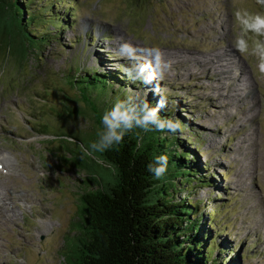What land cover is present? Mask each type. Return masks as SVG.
<instances>
[{"label": "rangeland", "instance_id": "rangeland-1", "mask_svg": "<svg viewBox=\"0 0 264 264\" xmlns=\"http://www.w3.org/2000/svg\"><path fill=\"white\" fill-rule=\"evenodd\" d=\"M51 2H60L56 11L70 24L48 26L56 39L41 60L31 54L27 61L17 52L8 62L0 51V191L11 196L4 200L8 214H0V264H65L80 232V196L90 185L68 149L81 152L95 138L84 133L92 123L72 117L78 105L63 75L71 66L104 69L101 52L127 71L133 50L143 62L150 58L140 54L153 47L161 50L165 69L147 93L158 85V97L178 101L188 124L179 137L215 178L194 200L208 206L221 242L236 247V264H264V0ZM37 3V9L44 5ZM123 44L138 49L122 54ZM219 51L245 69L236 86L206 63ZM245 88L251 98L242 95ZM3 158L14 160L12 168H1Z\"/></svg>", "mask_w": 264, "mask_h": 264}, {"label": "trees", "instance_id": "trees-1", "mask_svg": "<svg viewBox=\"0 0 264 264\" xmlns=\"http://www.w3.org/2000/svg\"><path fill=\"white\" fill-rule=\"evenodd\" d=\"M39 1L44 5L37 9V0H0V51L6 52V61L17 52L27 61L31 54L41 60L39 54L56 39L48 26H69L68 19H61L56 11L60 2L52 5V0ZM97 58L104 69L71 66L63 75L74 92L76 103H72L78 105L72 117L83 116L92 123L90 132L84 133L95 139L103 112L117 97L123 99L139 87L150 105L155 106L160 99L147 93L148 85L130 79L123 65L113 66L102 52ZM166 100L167 106L159 115L179 119L181 131L172 134L134 129L120 144L87 159L81 158V152L68 149L71 163L88 172L84 182L90 186L80 196L83 219L65 264H236L232 257L236 247L226 240L221 242L223 233L214 229L219 225L217 220L212 215L207 217L208 206L203 200H194L199 190L215 185V178L208 166L198 163L197 152L179 137L188 124L180 116L178 101L167 96ZM161 154L167 155L168 167L160 179H155L148 165Z\"/></svg>", "mask_w": 264, "mask_h": 264}, {"label": "clouds", "instance_id": "clouds-1", "mask_svg": "<svg viewBox=\"0 0 264 264\" xmlns=\"http://www.w3.org/2000/svg\"><path fill=\"white\" fill-rule=\"evenodd\" d=\"M133 46L130 44L121 45L122 54H126L127 49ZM150 59L141 62L137 58L135 50L128 58L131 63L127 69L130 79L140 81L145 86L152 84L157 78L163 77L165 62L163 54L157 47L143 50L141 53ZM153 94L159 95V86L152 89ZM167 106L166 97L160 96L155 106L150 105L146 96H142L139 91L131 92L125 98L117 97L113 105L106 109L101 116V127L96 130V139L87 146L81 145V158L91 157L94 153H103L114 146L120 144L125 135L134 129H140L143 132L149 131H168L175 134L182 130L179 119L162 118L160 110ZM69 126L72 122L69 121ZM138 140H142L140 133H137ZM64 139L69 143H75L72 137L67 136ZM167 155H157L148 165V171L153 174L155 179H160L167 171Z\"/></svg>", "mask_w": 264, "mask_h": 264}, {"label": "bare ground", "instance_id": "bare-ground-1", "mask_svg": "<svg viewBox=\"0 0 264 264\" xmlns=\"http://www.w3.org/2000/svg\"><path fill=\"white\" fill-rule=\"evenodd\" d=\"M216 23V22H215ZM122 44V43H120ZM119 47V46H118ZM131 49H138L135 46H133ZM187 52V51H186ZM141 55V54H140ZM232 54H227L226 52H222L219 51L217 56H214L212 59L206 61V63L211 67L212 65V69H214L215 71L213 72L214 75H216L219 78H222L223 76L226 78H231V83L236 86V81H240L244 75V71L245 69L241 68V66L235 62L234 58L232 57ZM180 61V60H179ZM185 61V60H184ZM197 61V60H196ZM223 62H228V63H232L231 66H227L224 68V66L221 64ZM189 62H192L189 61ZM235 67V68H234ZM217 68L220 69L221 73L217 72ZM232 68V69H231ZM244 81H247L246 78ZM238 90V89H237ZM242 92V90H241ZM242 95H244L245 98H251L252 96V92L250 89L245 88L243 90ZM14 162V160L12 159H7V158H3L1 160V168L3 167L4 169H10V167L12 166V163ZM12 168V167H11ZM7 176V175H6ZM10 177V176H9ZM8 178V177H7ZM1 178H0V184H1ZM4 185V184H3ZM2 185V186H3ZM5 186V185H4ZM9 192L3 193L0 191V196H4L5 198H0V214H8V207H5L7 205V203L4 200H9L11 196L8 195ZM20 197V196H19ZM3 205V206H2Z\"/></svg>", "mask_w": 264, "mask_h": 264}]
</instances>
